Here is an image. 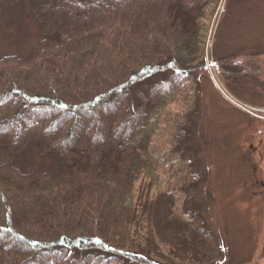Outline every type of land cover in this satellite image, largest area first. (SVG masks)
<instances>
[{"label":"trees","instance_id":"1","mask_svg":"<svg viewBox=\"0 0 264 264\" xmlns=\"http://www.w3.org/2000/svg\"><path fill=\"white\" fill-rule=\"evenodd\" d=\"M221 1L0 0V25L22 13L37 36L0 52V264H155L150 225L179 218L219 255L188 194ZM261 56L219 61L221 80L258 78Z\"/></svg>","mask_w":264,"mask_h":264},{"label":"rangeland","instance_id":"2","mask_svg":"<svg viewBox=\"0 0 264 264\" xmlns=\"http://www.w3.org/2000/svg\"><path fill=\"white\" fill-rule=\"evenodd\" d=\"M26 20L15 13L0 25V52L31 50L37 36ZM206 48L208 77L199 85L193 128L206 180L188 200L199 205L220 252L211 260L185 218H179L170 228L162 221L150 225L148 258L155 264H264V0H222ZM257 54L262 55L254 66L258 78L244 75L234 86L223 83L219 61L232 58L230 69L249 73L243 56ZM167 250L178 258L166 260Z\"/></svg>","mask_w":264,"mask_h":264},{"label":"flooded vegetation","instance_id":"3","mask_svg":"<svg viewBox=\"0 0 264 264\" xmlns=\"http://www.w3.org/2000/svg\"><path fill=\"white\" fill-rule=\"evenodd\" d=\"M214 60H216V61H219V60H217V59H214ZM215 65L217 66V65H218V63H217V62H215Z\"/></svg>","mask_w":264,"mask_h":264}]
</instances>
